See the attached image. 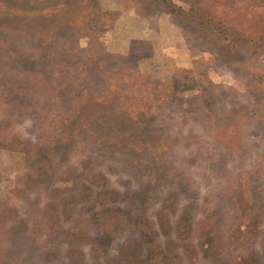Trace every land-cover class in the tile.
Listing matches in <instances>:
<instances>
[{"label":"rangeland","instance_id":"374dc122","mask_svg":"<svg viewBox=\"0 0 264 264\" xmlns=\"http://www.w3.org/2000/svg\"><path fill=\"white\" fill-rule=\"evenodd\" d=\"M171 1L0 0V264H264V0Z\"/></svg>","mask_w":264,"mask_h":264},{"label":"trees","instance_id":"16d2710c","mask_svg":"<svg viewBox=\"0 0 264 264\" xmlns=\"http://www.w3.org/2000/svg\"><path fill=\"white\" fill-rule=\"evenodd\" d=\"M162 2L164 4L167 5V7L170 9V11H172L173 13L175 12H185V10L180 7V6H177L175 3H173L171 0L168 1V0H162ZM190 12L187 13L188 15L191 13V12H194V15H189L188 17L189 18H194V19H197V18H200V19H203L209 23L210 22V18L209 17H203V14H201V11L200 10H197V8H194V7H191L190 9ZM188 12V11H187ZM198 13L200 15H198ZM15 21L13 20V23ZM234 32V33H233ZM232 33V34H231ZM229 39H230V42L233 43V44H237V45H244V44H247V45H250L253 43V39H251L249 37V35L245 34V33H242L240 31H232L230 32V35H229Z\"/></svg>","mask_w":264,"mask_h":264}]
</instances>
